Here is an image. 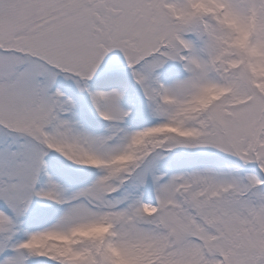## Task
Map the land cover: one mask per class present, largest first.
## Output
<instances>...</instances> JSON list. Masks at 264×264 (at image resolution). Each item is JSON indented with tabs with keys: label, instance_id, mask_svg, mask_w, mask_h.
Segmentation results:
<instances>
[{
	"label": "snow or ice",
	"instance_id": "6c2138e0",
	"mask_svg": "<svg viewBox=\"0 0 264 264\" xmlns=\"http://www.w3.org/2000/svg\"><path fill=\"white\" fill-rule=\"evenodd\" d=\"M0 264H264V0H0Z\"/></svg>",
	"mask_w": 264,
	"mask_h": 264
}]
</instances>
